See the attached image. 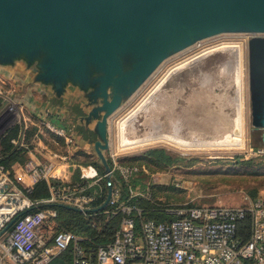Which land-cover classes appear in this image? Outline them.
<instances>
[{
	"label": "water",
	"instance_id": "obj_1",
	"mask_svg": "<svg viewBox=\"0 0 264 264\" xmlns=\"http://www.w3.org/2000/svg\"><path fill=\"white\" fill-rule=\"evenodd\" d=\"M226 30L252 34L247 44L251 127L264 146V0H0V66L38 61L39 80L58 93L91 89L94 151L111 196L108 121L172 50L194 36ZM99 209V210H100ZM14 219L7 225L9 228Z\"/></svg>",
	"mask_w": 264,
	"mask_h": 264
},
{
	"label": "built area",
	"instance_id": "obj_2",
	"mask_svg": "<svg viewBox=\"0 0 264 264\" xmlns=\"http://www.w3.org/2000/svg\"><path fill=\"white\" fill-rule=\"evenodd\" d=\"M7 111L13 115V120L6 126L21 128L12 142L17 149L30 153L33 142L48 135L56 144L62 141L65 146H72L74 129L60 126L48 117L34 123L31 140L26 143L30 127L26 124L23 107L9 103ZM55 169L54 162L37 165L27 161L22 167V175L32 187L38 181H60L54 176ZM81 171L86 187L72 188L64 184L50 187L49 198L42 203H56L85 215L93 213L87 215L89 219L95 216L98 210H92L91 204L96 199V191L94 189L90 195L85 192L95 188L103 178L106 182V174L100 176L95 167L82 168ZM114 172L119 174L122 182L129 183L136 179L139 170L115 163L111 169V173ZM110 184L108 208L100 211L106 219L119 215L118 227L107 244L95 250L86 249L82 246V239L69 231L51 233L46 224L55 220L57 213L52 209L33 210L39 203L24 196L0 163V237L4 236L0 249L5 261L8 264H50L70 249L72 264H264V197L253 199L242 195V205L238 207L192 206L166 210L176 217L161 223L145 220L137 230L135 217H139L142 210L134 203L120 201V190L112 186V182ZM106 185L109 186L107 182ZM137 198L145 197L129 191L128 200ZM246 217L250 218L251 230L249 239L242 242L236 233L239 223ZM13 219V224L7 228Z\"/></svg>",
	"mask_w": 264,
	"mask_h": 264
},
{
	"label": "rangeland",
	"instance_id": "obj_3",
	"mask_svg": "<svg viewBox=\"0 0 264 264\" xmlns=\"http://www.w3.org/2000/svg\"><path fill=\"white\" fill-rule=\"evenodd\" d=\"M251 37L252 34L248 32L232 30H226L210 37L194 36L189 46H185L181 50L170 51L167 58L155 69L138 91L113 114L108 121V149L103 152L110 169L114 167L115 163L125 165L124 160L142 158L149 151L164 152L171 159L168 167L152 164L148 159L125 165L139 170L136 179L140 182L131 187L129 191L141 193L145 197L143 199L151 201L155 207L165 211L181 210L192 206L238 207L242 205V195L252 196L255 193V196L264 197V146L260 142L261 131L252 128L250 124L247 44ZM222 44L240 45L243 53L241 59H238L235 52L230 49L209 51V49ZM204 51L208 52L177 69L161 86L170 97L177 98V116L162 123V132L174 140L184 142L188 138L186 137L188 129L191 126H197L206 137L222 138L210 124L198 119L196 114L186 107L185 99H183V96L190 93L191 90L208 88L223 99L219 105H212L220 108L228 116H234L237 113V108L242 105L245 126L243 130L244 146L229 150H217L219 147H216V151L199 150L200 148L182 151L158 142V144L151 143L143 145L144 147L138 146L118 151L116 130L119 120L152 90L170 68ZM2 67L0 66V90L5 93L10 90V84L6 80V73L9 70ZM241 83L243 84L242 95L240 94ZM9 103L14 102L9 101ZM12 120H9L10 123ZM6 128L8 125L0 126V135ZM142 132L141 129L139 134ZM99 175L101 174L99 173ZM118 176L119 174L114 172L111 182L113 179H118ZM49 204L55 205L56 203L39 202L33 210L52 209ZM28 208L31 207L26 209ZM168 215L171 219L176 217L174 214ZM59 223V219H55L48 221L46 226L51 230V233H55L61 229ZM94 224L95 227L100 226L98 221H94ZM3 240L4 236H1V244H3ZM3 257L4 253L0 249V264H8Z\"/></svg>",
	"mask_w": 264,
	"mask_h": 264
},
{
	"label": "crops",
	"instance_id": "obj_4",
	"mask_svg": "<svg viewBox=\"0 0 264 264\" xmlns=\"http://www.w3.org/2000/svg\"><path fill=\"white\" fill-rule=\"evenodd\" d=\"M37 65V60L30 62L21 57L15 59L11 65L2 67L9 70L6 80L10 84V90L5 93L0 90V126L6 127V123L12 120L13 115L7 111V105L9 101H13L23 107L30 131L34 123L44 117L60 126L72 127V146L67 147L62 141L56 144L48 135L33 142V151L27 153L26 158L28 162L37 165L54 162L55 178L67 187H78L75 181H83L81 169L95 167L93 163L98 162L94 151V144L98 139L95 126L101 115L98 119L90 116L92 109L96 107L92 99L88 98L91 89L84 91L79 85L68 83L58 93L52 83L39 80L40 71ZM11 127L6 128L0 137ZM28 133L26 143L31 138Z\"/></svg>",
	"mask_w": 264,
	"mask_h": 264
},
{
	"label": "bare ground",
	"instance_id": "obj_5",
	"mask_svg": "<svg viewBox=\"0 0 264 264\" xmlns=\"http://www.w3.org/2000/svg\"><path fill=\"white\" fill-rule=\"evenodd\" d=\"M259 34L264 35V33ZM219 49H230L235 52L238 59H241L243 56L242 47L240 45L222 44L209 49V51ZM207 52L208 51H204L198 55H194L187 60L182 61V63L170 68L164 73L163 77L155 84L152 90L149 91L132 110L119 120L116 130L118 151L151 143L158 144V142L182 151L194 150L196 148H200L199 150L216 151V147H219L217 150H229L235 148L239 149L244 146L243 130L245 126L242 105L237 108V113L230 117L220 108H216L212 105H219L223 99L219 94L208 88L191 90V92L188 93L187 99H185V104L188 109L196 114L198 119L215 128L222 138L206 137L202 130L197 128V126H191L188 129V135L186 136L188 138L187 140L185 139V141L183 140L184 142L174 140L162 132V123L170 121L177 116V98L170 97L167 91L163 90L161 86L175 71H177V69L198 59L201 55H204ZM178 84H176V86H178ZM242 88L243 84L241 83V95L243 92ZM241 98L242 96L240 99ZM141 129L143 132L139 134Z\"/></svg>",
	"mask_w": 264,
	"mask_h": 264
},
{
	"label": "trees",
	"instance_id": "obj_6",
	"mask_svg": "<svg viewBox=\"0 0 264 264\" xmlns=\"http://www.w3.org/2000/svg\"><path fill=\"white\" fill-rule=\"evenodd\" d=\"M33 130L34 129H31L30 133H28L30 137H32L34 132ZM19 132L20 127L18 125H14L0 137V163L9 171L11 181L22 193L25 194L29 201L38 203L43 202L49 198V188H57L62 183L57 180H50L49 183L45 181H38L30 187L29 182L25 180L26 178L22 175V167L27 161V151L24 149H17L12 144V142L17 138ZM29 140H31V138ZM146 159L150 160L149 162L152 164L162 165L165 167H168L171 162L170 157H168L164 152L149 151L142 158L136 157L129 160L127 159L124 160L123 163L125 165H131L133 163L146 161ZM93 165L101 174L100 176H103L104 172L103 169L101 170L99 162H94ZM139 182L140 180L135 179L129 183H125L122 182L119 177L118 179H113L112 181V186H115L120 190V201H129L130 203H134L142 210L141 215L137 218L135 217L137 230H140V223L145 220H151L156 223L170 221L171 217L166 213V211L155 207L151 201L148 200V202L146 201L147 199L143 198L128 200L129 189L134 187V185L139 184ZM75 183L79 185L78 187H86V183L80 179L76 180ZM94 189L97 195L95 201L91 204V209L98 211L95 212L96 215L92 216L90 219L87 218V215H93V213L85 215L79 210L70 209L58 204H49V206L52 207V210L57 213L56 219H59V224L61 226L60 230L69 231L77 235L80 239H82V246L84 248L93 250H95L98 246L107 244L112 239L121 218L119 215H116L106 219L105 216L101 215L100 208L106 201L108 194V187L106 185L105 178H103L95 188L88 189L85 193L90 195L93 193ZM27 190H29L28 193L26 192ZM250 197L254 199L257 196H255L254 193ZM107 208L108 207L105 206L103 209ZM94 221H98L100 226L95 227ZM250 230V218L246 217L238 225L236 233L237 238L242 242H246L249 239ZM50 264H72L70 249L53 259Z\"/></svg>",
	"mask_w": 264,
	"mask_h": 264
},
{
	"label": "flooded vegetation",
	"instance_id": "obj_7",
	"mask_svg": "<svg viewBox=\"0 0 264 264\" xmlns=\"http://www.w3.org/2000/svg\"><path fill=\"white\" fill-rule=\"evenodd\" d=\"M187 97H188V94H187V95H184V96H183V99H187Z\"/></svg>",
	"mask_w": 264,
	"mask_h": 264
}]
</instances>
